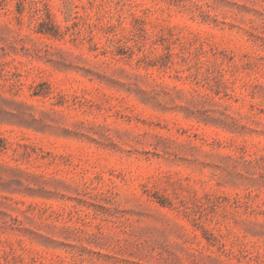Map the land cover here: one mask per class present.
Listing matches in <instances>:
<instances>
[{"label":"rangeland","instance_id":"obj_1","mask_svg":"<svg viewBox=\"0 0 264 264\" xmlns=\"http://www.w3.org/2000/svg\"><path fill=\"white\" fill-rule=\"evenodd\" d=\"M0 264H264V0H0Z\"/></svg>","mask_w":264,"mask_h":264}]
</instances>
